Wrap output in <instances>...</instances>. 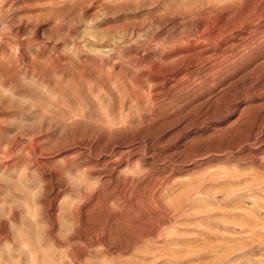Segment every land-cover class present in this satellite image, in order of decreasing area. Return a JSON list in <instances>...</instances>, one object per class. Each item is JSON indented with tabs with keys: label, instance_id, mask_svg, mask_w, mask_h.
Wrapping results in <instances>:
<instances>
[{
	"label": "rangeland",
	"instance_id": "1",
	"mask_svg": "<svg viewBox=\"0 0 264 264\" xmlns=\"http://www.w3.org/2000/svg\"><path fill=\"white\" fill-rule=\"evenodd\" d=\"M0 264H264V0H0Z\"/></svg>",
	"mask_w": 264,
	"mask_h": 264
},
{
	"label": "clouds",
	"instance_id": "2",
	"mask_svg": "<svg viewBox=\"0 0 264 264\" xmlns=\"http://www.w3.org/2000/svg\"><path fill=\"white\" fill-rule=\"evenodd\" d=\"M93 187L95 188V187H98V181H94L93 182Z\"/></svg>",
	"mask_w": 264,
	"mask_h": 264
}]
</instances>
